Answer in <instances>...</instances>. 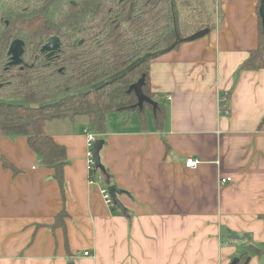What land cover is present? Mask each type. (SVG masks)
Returning <instances> with one entry per match:
<instances>
[{"label":"crops","instance_id":"0c3cea01","mask_svg":"<svg viewBox=\"0 0 264 264\" xmlns=\"http://www.w3.org/2000/svg\"><path fill=\"white\" fill-rule=\"evenodd\" d=\"M217 1L213 32L149 64L164 129L149 111L145 127L137 113L108 118L100 158L125 212L104 202L102 172L91 183L87 117L45 125L67 149L65 229L52 228L63 208L53 170L25 137H0L20 171L0 162V264H230L247 244L264 252V69H241L258 46L260 0Z\"/></svg>","mask_w":264,"mask_h":264},{"label":"trees","instance_id":"16d2710c","mask_svg":"<svg viewBox=\"0 0 264 264\" xmlns=\"http://www.w3.org/2000/svg\"><path fill=\"white\" fill-rule=\"evenodd\" d=\"M26 7L30 14L23 19L14 18V30L0 39V99L26 101L31 107L0 104V137H25L41 164L53 170L61 190L63 208L55 217L52 228L65 229L68 216L64 187L67 149L47 133L46 123L60 119L74 121L76 117L84 116L88 118V131L104 142L110 115L137 113L145 127L149 111L155 126L162 131L167 118L166 104L159 102L157 94L151 90L149 64L162 54L176 51L183 43L190 42V35L205 29L209 30L208 34L213 32L217 14L220 17V6L217 0H30ZM259 9L260 5L258 16ZM52 11H58L57 20L50 16ZM258 20V46L250 51L242 64L241 69L245 71L264 69V34L262 20L260 17ZM177 36L182 38L178 43ZM51 37H59L61 48L53 59H48L41 54V48ZM13 39L26 44L22 66L7 65V51ZM161 50V55L148 57L132 72L101 90L49 104L117 74L147 53ZM143 76L146 82L143 94L158 103L155 112L149 103H145L140 111L138 97L134 91L129 92ZM223 98L221 110L230 114L227 106L230 97ZM165 144L169 151L168 142ZM0 162L14 176L20 172L3 156H0ZM105 171L102 176L107 185L112 186L111 173ZM263 254L259 247L247 244L237 256L238 264H250L253 257Z\"/></svg>","mask_w":264,"mask_h":264},{"label":"water","instance_id":"95a60500","mask_svg":"<svg viewBox=\"0 0 264 264\" xmlns=\"http://www.w3.org/2000/svg\"><path fill=\"white\" fill-rule=\"evenodd\" d=\"M260 9H259V17L262 20V30H263V34H264V0H260ZM209 32L208 29L199 31L195 34L190 35V38H188V41H192V40H198V39H202L205 37V35H207ZM182 40L181 37L177 36V40L176 43L180 42ZM61 47V40H59V37H52L49 39L48 44H46L45 46H43L42 52H57ZM25 53V42H23L20 39H14L13 43L11 44L9 51H8V56L11 57V61L8 64L9 67H14V66H19L21 65L24 61H23V55ZM161 53H163V51H159L156 53H147L145 56L140 57L138 59H136L135 61L132 62V64H130L129 66H127L125 69L119 71L117 74L110 76L106 79H103V81L96 83L92 86H89V88L86 89H82L79 91H76L74 93L68 94L66 96H64L63 98H59L58 100H54L52 102H49L50 105L53 104H57L59 103L62 99L66 98V97H74V95L79 94V95H89V93L93 92V91H98L101 90L104 86L109 85L113 82H115L116 80H118L119 78L124 77L125 75H127L128 73L132 72L133 69H135V67H137L138 65H140L141 63H143L145 60H147L148 57H157L159 55H161ZM53 53L48 54V56H53ZM146 82H145V76H143L141 79H139L138 81H136L129 89V92H135L136 96L139 99L138 102V107L139 110L142 111L144 104L145 103H149L153 106V111L155 112L158 103L156 101H154L153 99H151L150 97H146L143 94V87L145 86ZM0 104H5L7 106H11V107H23L25 109H30L31 105L28 104L26 101H21V100H15V101H11V100H4V99H0ZM105 143L100 140L97 139L95 141L94 147H93V158H94V162H95V167L94 170L95 172L100 171L103 174L106 173L105 168L102 164V159L100 158V153L104 147ZM108 192L110 193V196L112 198V200L115 203V206L118 207L122 212H125V207L123 206L122 202L119 201L118 197L121 196V194L126 193L124 190H120L118 187H115L114 185L109 186L108 188ZM232 238L237 240V241H241L244 240L245 237L241 236L238 237L235 234H232ZM239 259L236 258L234 259L230 264H238Z\"/></svg>","mask_w":264,"mask_h":264},{"label":"flooded vegetation","instance_id":"af4514ba","mask_svg":"<svg viewBox=\"0 0 264 264\" xmlns=\"http://www.w3.org/2000/svg\"><path fill=\"white\" fill-rule=\"evenodd\" d=\"M28 1L30 0H26V1L25 0H0V39L6 37L9 33H11L14 30V27L12 26V22L14 18L17 17V18L23 19V18H26L30 14L27 7H25ZM22 3H23V6L20 9L15 7V5H19ZM49 39H48V42H49ZM48 42H46L43 46L48 44ZM25 47H26V44H25ZM9 48H8V51H9ZM42 49L43 47L41 48V54L42 55L44 54L48 59H53L58 53V51L60 50L59 49L57 52H42ZM8 51H7V56H8ZM50 53H53L52 54L53 56L51 57L48 56V54ZM24 57H23L24 62L19 66H22L25 63ZM10 61H11V57H9V62L7 63V65L10 63Z\"/></svg>","mask_w":264,"mask_h":264},{"label":"built area","instance_id":"2783aa9c","mask_svg":"<svg viewBox=\"0 0 264 264\" xmlns=\"http://www.w3.org/2000/svg\"><path fill=\"white\" fill-rule=\"evenodd\" d=\"M168 102L172 101V97L170 95L165 96ZM86 135H87V155L86 158H88V165H89V170L90 173L92 174V176L90 177L91 179V183H93V172H95L94 167H95V162H94V158H93V147L95 144V141L97 140V137L95 134L89 132L88 130H86ZM200 161L197 159H193V158H189L186 161V168L190 169V170H194L195 168H197V166L199 165ZM231 178L230 177H225L223 179L220 180V184L224 185L225 183H229L231 182ZM102 196H103V200L104 202H106V204H108L111 207L115 206L114 201L112 200L110 193L108 192V189H106L105 191L102 192ZM85 256H90L89 253H85Z\"/></svg>","mask_w":264,"mask_h":264},{"label":"rangeland","instance_id":"374dc122","mask_svg":"<svg viewBox=\"0 0 264 264\" xmlns=\"http://www.w3.org/2000/svg\"><path fill=\"white\" fill-rule=\"evenodd\" d=\"M25 1H26V0H25ZM26 5H27V4H26ZM26 5H25V7H26ZM22 6H23V3H22V4H19V5H15V7H17L18 9H20ZM50 16H51L52 18H54V20H57L58 11H52V12L50 13ZM241 250H242V249H241ZM241 250H240V249H236L235 255H236V256L240 255ZM235 258H238V257H235ZM235 258H233V259H235ZM231 262H232V261H231ZM260 263H261V264H264L263 261H261Z\"/></svg>","mask_w":264,"mask_h":264}]
</instances>
